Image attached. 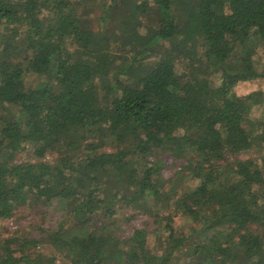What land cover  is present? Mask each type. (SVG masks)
Listing matches in <instances>:
<instances>
[{"label":"trees","instance_id":"obj_1","mask_svg":"<svg viewBox=\"0 0 264 264\" xmlns=\"http://www.w3.org/2000/svg\"><path fill=\"white\" fill-rule=\"evenodd\" d=\"M261 48L264 0H0V222L63 213L0 264H264Z\"/></svg>","mask_w":264,"mask_h":264},{"label":"rangeland","instance_id":"obj_2","mask_svg":"<svg viewBox=\"0 0 264 264\" xmlns=\"http://www.w3.org/2000/svg\"><path fill=\"white\" fill-rule=\"evenodd\" d=\"M258 57H261L259 69L264 70V48L260 49ZM257 88H264V79L242 83L237 90L240 94H247ZM259 109L262 110L264 107L261 106ZM247 156L248 155H246V157ZM172 173L173 168H167L164 170L165 176L169 177ZM55 207L56 205H53L52 207L47 208V210L40 205L34 207L31 205L20 207L13 217L4 219L0 222V235L11 236L17 234L24 236L35 235L36 237H39L46 231L56 229L58 226L57 224L62 220L63 213L61 210H55ZM130 215V212L125 213V209L119 211L118 219L123 226L121 229L123 235L131 234L134 227L143 225V221L149 217L139 216L130 220ZM175 219L178 228L186 227L188 225V221L184 217L176 216ZM41 249H43L45 253H51V247L47 244L42 246Z\"/></svg>","mask_w":264,"mask_h":264}]
</instances>
